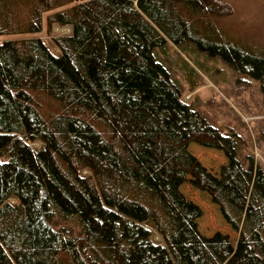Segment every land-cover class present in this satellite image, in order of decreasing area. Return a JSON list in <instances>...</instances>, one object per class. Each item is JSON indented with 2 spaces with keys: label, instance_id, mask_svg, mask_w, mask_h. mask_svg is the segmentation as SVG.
<instances>
[{
  "label": "trees",
  "instance_id": "trees-1",
  "mask_svg": "<svg viewBox=\"0 0 264 264\" xmlns=\"http://www.w3.org/2000/svg\"><path fill=\"white\" fill-rule=\"evenodd\" d=\"M231 14L222 0H0V36L70 27L51 36L56 51L38 37L0 43V264H264V170L238 161L244 127L222 132L153 55L167 40L220 55L258 82L264 115V56L204 46ZM192 142L223 152L218 176ZM187 174L234 246L198 231Z\"/></svg>",
  "mask_w": 264,
  "mask_h": 264
},
{
  "label": "rangeland",
  "instance_id": "rangeland-1",
  "mask_svg": "<svg viewBox=\"0 0 264 264\" xmlns=\"http://www.w3.org/2000/svg\"><path fill=\"white\" fill-rule=\"evenodd\" d=\"M222 1L231 6L232 14L219 19L207 28L210 38L205 40L204 46L212 42L264 56V2L262 0ZM69 33V26L53 24L49 33L43 25L41 31L37 33L0 36V43L18 37H38L45 41L50 49L56 51L51 36ZM153 55L167 69L170 79L181 89L183 101L190 103L197 110L209 113L218 121L221 131L226 129L225 123L244 127L243 135L247 142H239L237 146L238 161L242 166L247 167L246 156H252L254 165L264 170V144L257 137V132L264 133V115H261L257 108L261 96L258 82L249 74L239 73L233 69L220 55L210 54L208 50H200L195 42L186 41L174 45L167 40L162 46L153 49ZM242 99L249 103L254 115H247L245 111L235 106V102L239 103ZM225 103L236 110L238 121L234 122L224 116ZM34 146L39 144L35 143ZM187 150L212 175L218 176L220 167L226 163L221 150L194 142L188 145ZM189 179L190 175L187 174L186 181L179 186V191L200 210V215L196 219L198 231L207 237L216 233L227 235L234 246L238 233L224 221L209 195L192 186ZM154 239L159 241L155 235Z\"/></svg>",
  "mask_w": 264,
  "mask_h": 264
}]
</instances>
